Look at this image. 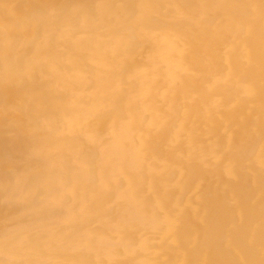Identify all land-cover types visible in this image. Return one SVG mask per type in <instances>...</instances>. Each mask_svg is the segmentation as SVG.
<instances>
[{
    "label": "bare ground",
    "instance_id": "6f19581e",
    "mask_svg": "<svg viewBox=\"0 0 264 264\" xmlns=\"http://www.w3.org/2000/svg\"><path fill=\"white\" fill-rule=\"evenodd\" d=\"M0 264H264V0H0Z\"/></svg>",
    "mask_w": 264,
    "mask_h": 264
}]
</instances>
